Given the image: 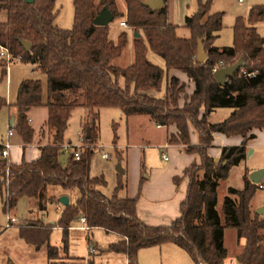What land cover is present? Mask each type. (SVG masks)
<instances>
[{
    "label": "trees",
    "instance_id": "trees-1",
    "mask_svg": "<svg viewBox=\"0 0 264 264\" xmlns=\"http://www.w3.org/2000/svg\"><path fill=\"white\" fill-rule=\"evenodd\" d=\"M143 1L123 0L127 28L112 36L109 24L98 26L92 20L104 7L111 12L113 20L121 18L124 13L116 0L97 3L72 0L70 28L55 25V0H0V45L20 62L34 65L47 81L46 102L42 100L39 79H24L18 86L13 104L15 115L9 127L19 136L23 148L31 144L33 128L27 112L45 106L47 118L42 137L45 134L46 141L39 143L40 154L35 159L22 158L13 163L0 157L4 207H13L21 197H34L40 206L55 201L46 190L50 185L64 191L76 189V200L63 207L58 220L64 245L70 221L82 215L88 228L100 227L121 237L109 249L124 254L127 264H138L140 249L167 242L187 252L195 264H225L228 255L223 237L225 229L231 228L237 241L244 239L242 249L235 256L237 264H264V216L250 207L257 183L244 173L241 188H227L221 206L223 223L216 209L219 181L227 178L230 167L243 157L247 141L254 138L252 130L264 128V37L255 27L257 22L264 21V5L252 6L246 19L237 17L233 44L218 48L213 45V39L221 28L223 13L209 14L211 0H197L196 11L185 17L187 38L177 36L176 25L168 21L166 0L163 7L155 10ZM128 30L141 33L137 37L133 33L132 61L119 65L114 59L126 47ZM198 39L206 52L202 62L196 57ZM22 41L29 43L28 50ZM149 52L162 65L151 61ZM238 58L243 61L241 70L219 85L213 68L232 64ZM173 70L192 82L190 94L184 90L185 81L170 74ZM5 105V98H0V108ZM79 106L87 109L82 132L85 143L92 146L83 149L79 159H75L72 154L64 155L60 145L66 142L64 135L71 111ZM103 107H117L125 116L146 115L155 125L173 124L175 131L169 135V143L179 144L187 154L198 155L199 161H193L183 170V176L188 178L186 194L180 202V215L169 224L143 222L136 214L138 195L118 194L124 182L120 181L112 195L106 196L98 188L105 180L90 175L96 121ZM219 108H229L230 112L223 120L210 122L208 116ZM190 126L197 132V144L190 142ZM86 130L90 132L89 138ZM215 133L242 137L240 145L221 148L218 162L207 153ZM192 166L195 169L188 171ZM25 225L20 230L33 248L39 250L44 246L47 258H54L57 249L49 244V225L39 221H28Z\"/></svg>",
    "mask_w": 264,
    "mask_h": 264
},
{
    "label": "rangeland",
    "instance_id": "rangeland-1",
    "mask_svg": "<svg viewBox=\"0 0 264 264\" xmlns=\"http://www.w3.org/2000/svg\"><path fill=\"white\" fill-rule=\"evenodd\" d=\"M98 1L94 0L95 3ZM166 2L169 12L168 21L176 25V35L179 37H189V30L184 26V20L186 16L192 15L196 11L197 0H166ZM116 3L124 14L121 18L109 22L112 36H116L119 30L127 28L120 25V22L122 20L126 21L127 18L126 5L123 0H116ZM254 5H264V0H243L242 2H238L237 0H211L209 14L216 12L223 13L221 28L213 39V45L218 48L231 46L234 40L233 25L235 19L239 16L246 19L249 9ZM54 10L57 12L54 21L55 25L61 28H70L73 24L72 0H55ZM255 27L258 34L264 37V21L257 22ZM127 32L128 42L126 47L122 54L114 59V63L119 65H126L133 59L132 37L134 32L131 30ZM140 33L141 31H139V35ZM148 58L162 65L161 60L150 52L148 53ZM24 64L27 63L20 62L17 59H12L9 62L5 58L0 57V98H6L8 103L0 108V144L8 141L13 145L10 149L11 155L7 158L8 161L13 157V154L19 155L21 159L22 154H24V157H28L32 153H35L37 147L31 144H35V140L38 137L42 138L41 143L46 141L45 134L42 137V130L44 131L45 129L44 119L47 118V111L44 107H37L31 110L34 138L32 143L27 145L28 147L25 146L23 148L22 142L14 129L13 136L7 137V132L10 129L9 120L15 115L14 101L11 103L9 101L14 97L16 92L13 90L10 95L9 92L5 95L7 81L6 74L4 73L6 71L10 72L15 66H23ZM28 66H33L34 75H41V72L34 65L28 64ZM176 71L174 70V72ZM177 73L180 74L181 72L177 71ZM184 90L187 94L192 92L193 84L191 81L185 82ZM86 112L87 109L81 106L71 111L64 135L66 141L69 140L72 143L78 142V133L82 132L83 127L82 121L86 122L87 120ZM229 112V108L216 109L208 116V120L210 122L221 121ZM29 124L31 125L30 122ZM96 124L97 137L96 144L93 146V153L90 156V175L102 177L105 180V184L98 188L106 196L112 195L120 181L124 182L125 186L118 194L125 196L126 191H128V187H126L128 173L126 175L125 171L126 166L129 165L128 159H131L128 157V150H134V154L138 153V156H144L143 172L146 173H149V170L153 167L167 163L166 159L173 158V153L167 145V147L159 145L166 142V140L164 141L166 138V128L153 124L146 115L125 116L122 110L117 107H103L99 109ZM189 133L191 144H197V132L192 126L189 128ZM113 141H116L117 145L114 146ZM257 142L259 143L256 140V144L253 146H246L244 155L240 161L232 165L227 178L220 180L218 183L216 209L222 223L221 206L223 198L227 194V188H241L244 173L249 175L251 171L264 167V148L259 147ZM126 145H130L132 148L128 149ZM176 151L184 152L182 148H176ZM103 152L108 154V158L102 157ZM61 159L65 160V156H61ZM197 161H199V158ZM118 165L125 173L118 171ZM194 169L192 166L188 171L191 172ZM260 181L264 184V175ZM4 188H0V264H88L89 261L92 264H127L124 254L113 252L109 249L112 244L119 241L120 237L118 234L106 232L100 227L87 230L79 218H74L70 221L67 244H63L62 229L58 226L63 206L58 203V198L61 195H66L70 199V202H72L78 196L76 189L64 191L59 186L50 185L47 186L46 190L49 194L55 196V201H46L43 202L44 206H40V203L34 197H21L13 207L5 208ZM136 195L141 196L142 191L136 190ZM260 206H264V188L257 187L251 197L250 207L252 211H255ZM57 207H60L59 209L61 210H57ZM8 215L14 216L17 219V224L6 228ZM28 221L35 223L39 221L40 223L49 225L51 230L49 244L58 249L55 259H48L46 257L44 246L35 251L30 242L27 241L28 239L25 238L26 236L20 228H26L27 225L25 224ZM51 222H54V224L51 225ZM262 234H264V230ZM240 240L242 239L237 241L234 229H225L223 243L227 249V257H232L236 254V251L242 249L243 244L241 245ZM67 255L71 257H66ZM137 262L138 264H195L188 253L172 244H161L160 246L156 245L140 249L137 255Z\"/></svg>",
    "mask_w": 264,
    "mask_h": 264
},
{
    "label": "crops",
    "instance_id": "crops-1",
    "mask_svg": "<svg viewBox=\"0 0 264 264\" xmlns=\"http://www.w3.org/2000/svg\"><path fill=\"white\" fill-rule=\"evenodd\" d=\"M166 4H167V2H166ZM168 17H169V15H168ZM13 70H14V72H13ZM170 74H174V75L178 76L182 81H185V82L188 81L186 76L183 73L179 74V73H177V71L174 72V70H173V71H170ZM24 79H39L41 81V84H42V100H43V102H46V99H47L46 76L43 74L34 75L33 74V66H28V64H24L23 66H15L13 69H11L10 72L6 71L7 83H6L5 95L8 94V92L10 95L13 90L16 92L14 97H12V99H10V101L9 100L8 101L10 103L14 101V103H15L18 86H19L20 82ZM188 84H189V82H188ZM190 85H191V83H190ZM8 86H9V88H8ZM5 100H6V98H5ZM6 103H7V101H6ZM39 107H44L47 111V108L45 106H39ZM34 108H37V107H34ZM32 109L33 108L28 110L27 116H28L29 122L31 123V127L33 128V138H34V127L32 125L33 120H32V115H31ZM45 121H46V119H44V123H45ZM157 126H160V125H157ZM160 127L166 128V138L164 139V141L166 140V142H164L163 144H159V145H163L164 147L168 146V148H170V151L173 153V158L172 159H170V158L166 159L167 163H165V164L161 163L162 165L153 167L149 170V173H146V172H143L144 156H138V153L134 154V150H128V157H130L131 159H128L129 165L126 166V168H125L126 175L128 173L127 181H126V183H127L126 187H128V191H126L125 196L135 197V196H137L136 190L139 189L140 191H142V195L138 196V199L136 202V214L143 222L150 224V225L169 224L173 219H175L176 217H178L180 215V202L185 197L186 189H187V185H188V178L183 176V170L187 166H189L190 163H192L193 161H197V159H198L197 154H187L185 152H183V153L177 152L176 148H181V146L179 144L169 143V141H168L169 134H171L175 131V126L173 124H171L169 126H160ZM80 133H82V132H79L78 135ZM252 133L254 134V138L249 139L247 141L246 146L247 147L253 146L254 144H256V140H258L259 143L257 142V144L259 145V147L264 148V128H262V129H256L255 128L252 130ZM11 136H13V134ZM37 139L35 140V144H31L32 146L37 147V150L35 151V153H32L28 157H24V154H22L21 159L24 158L25 160H32V159H35L39 156L40 148L38 147V145H39V143H41L42 138L38 137ZM67 141H69V140H67ZM241 142H242V137L226 136V135L221 134V133H215L212 143L207 147V153L209 156L216 158V157L220 156L221 148L223 146H237V145H240ZM112 143L114 144V146L117 145L116 141H113ZM41 144H43V143H41ZM12 146H11V148H12ZM120 146H124V145H120ZM126 146H128V149L132 148L130 145H126ZM10 155L11 154H10V150H9V156ZM142 155H143V153H142ZM21 159H20L19 155L13 154V157L11 159H9V161H11L13 163L14 162L17 163ZM177 177H180V179L178 180V183L175 182V179ZM49 195L55 197L54 195H51V194H49ZM76 198H74V200L72 202H70V199H69V204H73L74 201L76 200ZM59 208L60 207H57V210H61ZM53 224H54V222H51V225H53ZM83 225H84L85 229H87V230L92 229V228H88L86 226V224H83ZM120 239H121V237H120ZM168 243H170V242L163 243V245H165V244L166 245H170V244L175 245L173 243H170V244H168ZM240 243H241V245L244 243L243 239L240 240ZM50 246H52V245H50ZM34 250L38 251L36 249H34ZM239 251L240 250L236 251V254H234L232 257H226L224 259V263L225 264H237L234 256H236L239 253ZM45 253H46V251H45ZM66 257H71V256L67 255ZM50 259H55V257L50 258ZM125 262H126V256H125Z\"/></svg>",
    "mask_w": 264,
    "mask_h": 264
},
{
    "label": "water",
    "instance_id": "water-1",
    "mask_svg": "<svg viewBox=\"0 0 264 264\" xmlns=\"http://www.w3.org/2000/svg\"><path fill=\"white\" fill-rule=\"evenodd\" d=\"M30 2L31 0H27ZM143 4L147 7H149L152 10L158 9L160 7H163L165 5L164 0H144ZM113 20V15L107 8H102L97 15L93 18L92 22L94 25L98 26H106ZM138 33H134V36H138ZM22 45L25 48V50L29 49V43L26 41H22ZM196 57L199 62H202L206 58V52L204 49V45L202 44L201 40H197V52H196ZM243 66V61L241 58H238L234 63L222 66L218 68L217 70L214 71L213 76L217 83L219 85H224L226 81L233 77L234 74ZM9 124H13V118L11 117L9 120ZM90 137V132L89 130H86V138ZM215 161H219V157L215 158ZM223 164H226V160L222 161ZM117 169L119 172H123V170L120 168V166H117ZM264 175V167L255 169L249 173V179L253 183H258L262 176ZM58 202L63 205L67 206L69 205V198L66 195H61L58 198ZM255 212L261 216H264V206L258 207Z\"/></svg>",
    "mask_w": 264,
    "mask_h": 264
},
{
    "label": "built area",
    "instance_id": "built-area-1",
    "mask_svg": "<svg viewBox=\"0 0 264 264\" xmlns=\"http://www.w3.org/2000/svg\"><path fill=\"white\" fill-rule=\"evenodd\" d=\"M237 1L242 2L243 0H237ZM120 25L126 26L125 21H121ZM0 57L5 58L9 62H11L12 59H17V60L19 59L18 57L14 58L10 54V52L8 51L7 48L4 46H1V45H0ZM217 69L218 68L215 67V68H213V71H215ZM239 70H241V69H239ZM12 134H13V129L10 128L7 132V137H10ZM11 146H12V144L9 143L8 141L0 144V157L7 158L9 156V150H10ZM88 146L91 147L92 145L85 143L84 135H83V133H81L80 135H78V142H76V143H72L71 141L63 142L60 145V149L64 155L72 154L75 159H79L81 151L83 149L87 148ZM102 157L108 158V154L103 152ZM257 185H258V188H264V184L261 181H259L257 183ZM79 219L83 224H86V220H85L84 216L81 215L79 217ZM15 224H17V219L14 216L8 215L7 216V225L5 227L7 228V227H9L11 225H15Z\"/></svg>",
    "mask_w": 264,
    "mask_h": 264
}]
</instances>
